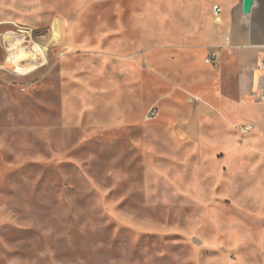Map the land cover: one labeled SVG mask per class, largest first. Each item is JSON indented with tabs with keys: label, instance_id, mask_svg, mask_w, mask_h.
<instances>
[{
	"label": "rangeland",
	"instance_id": "obj_1",
	"mask_svg": "<svg viewBox=\"0 0 264 264\" xmlns=\"http://www.w3.org/2000/svg\"><path fill=\"white\" fill-rule=\"evenodd\" d=\"M205 20L0 0V264H264V152L238 130L255 108L206 125L186 87L215 78Z\"/></svg>",
	"mask_w": 264,
	"mask_h": 264
},
{
	"label": "crops",
	"instance_id": "obj_2",
	"mask_svg": "<svg viewBox=\"0 0 264 264\" xmlns=\"http://www.w3.org/2000/svg\"><path fill=\"white\" fill-rule=\"evenodd\" d=\"M243 3L244 0H187L189 17L203 16L208 20L201 29L197 24L196 30H192L197 33L192 39L195 48L204 50L207 57L216 54L219 63L213 68L214 79L204 77L202 86L186 87L202 92L203 104L208 109L207 116L202 118L206 125L218 119L225 128L238 127L246 121L241 119L243 108L254 107L249 120L254 126L251 144L256 153H262L264 103L256 96L264 84V70L260 68L264 63V0H254L248 15L243 11ZM215 6L222 9L218 16Z\"/></svg>",
	"mask_w": 264,
	"mask_h": 264
},
{
	"label": "built area",
	"instance_id": "obj_3",
	"mask_svg": "<svg viewBox=\"0 0 264 264\" xmlns=\"http://www.w3.org/2000/svg\"><path fill=\"white\" fill-rule=\"evenodd\" d=\"M221 12H222V9L219 6H215V8H214L215 15L218 16ZM35 49H37V51H39V52L40 51H42V52L44 51V50H42L39 47H36ZM43 55H45V51H44ZM218 63H219V59H218V56L216 54H211V55H209L206 58V64H208V65L215 66ZM260 68L262 70H264V63L260 65ZM256 100H258L259 102L264 103V84L261 86V88H260V90H259V92H258V94L256 96ZM238 130L241 133V135L247 136V135H250L253 132L254 126L252 124H246V125L240 126L238 128Z\"/></svg>",
	"mask_w": 264,
	"mask_h": 264
},
{
	"label": "water",
	"instance_id": "obj_4",
	"mask_svg": "<svg viewBox=\"0 0 264 264\" xmlns=\"http://www.w3.org/2000/svg\"><path fill=\"white\" fill-rule=\"evenodd\" d=\"M254 5V0H244L243 3V11L245 14H250L252 11V7Z\"/></svg>",
	"mask_w": 264,
	"mask_h": 264
}]
</instances>
